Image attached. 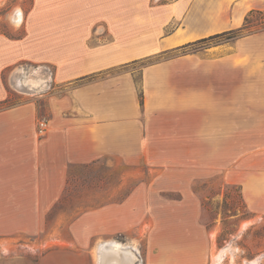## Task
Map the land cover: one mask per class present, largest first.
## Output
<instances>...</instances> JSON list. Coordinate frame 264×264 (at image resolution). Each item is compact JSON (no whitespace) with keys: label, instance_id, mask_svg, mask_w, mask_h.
I'll list each match as a JSON object with an SVG mask.
<instances>
[{"label":"crops","instance_id":"crops-1","mask_svg":"<svg viewBox=\"0 0 264 264\" xmlns=\"http://www.w3.org/2000/svg\"><path fill=\"white\" fill-rule=\"evenodd\" d=\"M64 3L73 29L46 34V0H34L30 42H11L5 57L4 66L25 60L53 71L41 100L0 110V237L35 234L74 168L189 157L196 136L226 143L228 128L257 126L264 111V34L190 48L241 28L250 11L264 10V0ZM7 97L0 82V103ZM40 119L49 126L43 137Z\"/></svg>","mask_w":264,"mask_h":264},{"label":"rangeland","instance_id":"rangeland-1","mask_svg":"<svg viewBox=\"0 0 264 264\" xmlns=\"http://www.w3.org/2000/svg\"><path fill=\"white\" fill-rule=\"evenodd\" d=\"M33 3L0 0V82L8 96L0 110L41 100L50 85L46 65L20 60L4 66L14 51L11 42L24 48L30 42ZM65 6L64 0H46V34L51 27H75L66 21ZM259 11L242 32L191 50L264 34V10ZM34 73L37 84L27 82ZM189 149V157L177 160H102L70 170L60 200L35 234L0 237V264H41L45 258L46 264H111L114 256L102 252L110 254L113 245L130 256V264H264V111L257 126L228 128L226 143L212 146L196 136Z\"/></svg>","mask_w":264,"mask_h":264},{"label":"trees","instance_id":"trees-1","mask_svg":"<svg viewBox=\"0 0 264 264\" xmlns=\"http://www.w3.org/2000/svg\"><path fill=\"white\" fill-rule=\"evenodd\" d=\"M256 13H261V11H254V10L250 11L247 14V16L245 17L243 26L241 28L236 29V30H232V31H229V32H226V33H222V34H219V35L211 36V37H208V38H205V39H202V40H199L197 42H194V43L190 44V46L191 45H198V44H205V43H208V42H210V41H212V40H214V39H216V38H218L220 36L226 35V34H230V33H234V32L235 33L242 32L247 27V25L250 23L249 21H250L251 16L253 14H256Z\"/></svg>","mask_w":264,"mask_h":264},{"label":"bare ground","instance_id":"bare-ground-1","mask_svg":"<svg viewBox=\"0 0 264 264\" xmlns=\"http://www.w3.org/2000/svg\"><path fill=\"white\" fill-rule=\"evenodd\" d=\"M27 82L32 83V84H37V80L35 81V79L31 76L27 78ZM113 252L114 254V264H130L131 261H129L130 256L125 252L121 251V249L119 248H113Z\"/></svg>","mask_w":264,"mask_h":264},{"label":"built area","instance_id":"built-area-1","mask_svg":"<svg viewBox=\"0 0 264 264\" xmlns=\"http://www.w3.org/2000/svg\"><path fill=\"white\" fill-rule=\"evenodd\" d=\"M46 70H47L48 73L51 74V70H50V68H47V67H46ZM46 70H45V71H46ZM36 129H37V130H36V133H37V135H38L39 137H43V136H45L46 133L48 132V129H49V126H48L47 121L44 120V119H40V120H38V121H37V127H36Z\"/></svg>","mask_w":264,"mask_h":264}]
</instances>
